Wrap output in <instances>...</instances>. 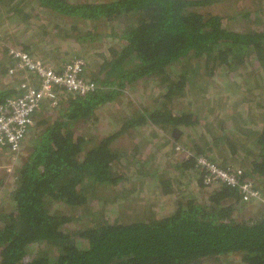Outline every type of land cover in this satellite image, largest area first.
Wrapping results in <instances>:
<instances>
[{
    "label": "trees",
    "instance_id": "trees-1",
    "mask_svg": "<svg viewBox=\"0 0 264 264\" xmlns=\"http://www.w3.org/2000/svg\"><path fill=\"white\" fill-rule=\"evenodd\" d=\"M223 1L247 0H30L36 14L24 0H0V106L23 93V79L2 78L26 72L8 46L38 51L6 36L8 24L51 16L124 32L120 47L88 62L82 78L94 91L59 88L58 105L44 101L34 114L13 205L0 206V264H264V7L249 0L237 29L206 11ZM200 66L223 77L196 87ZM140 82L154 84L147 100L157 105L134 98ZM106 107L113 124L100 128ZM147 129L154 141L142 139ZM201 155L243 168L263 199L257 217L245 218L239 189L206 183Z\"/></svg>",
    "mask_w": 264,
    "mask_h": 264
},
{
    "label": "rangeland",
    "instance_id": "rangeland-1",
    "mask_svg": "<svg viewBox=\"0 0 264 264\" xmlns=\"http://www.w3.org/2000/svg\"><path fill=\"white\" fill-rule=\"evenodd\" d=\"M29 1L30 0H26L25 2L24 0V4H26L25 6H27L25 7L26 12L28 13L30 12V14L39 13L40 11L39 6L33 3L28 5L27 3H29ZM81 1H95V0H81ZM255 2L257 3V5L261 4V6L264 7V0H256ZM251 8H253V4L250 3L249 0L245 2L244 1L243 2L223 1V2L217 3L215 6H212L210 9L206 8V11L211 10L212 12L216 14L227 15L229 17L228 19L229 27L243 29L244 23H243V19H241L240 17V12L246 11L247 9H251ZM2 12L4 13V18H5L6 15H5L4 8ZM98 23H99L98 26H96L95 28V24H93L92 21L86 22V20L84 19L77 20V21L70 20V21L65 22L63 21V19L60 20L59 18L56 19L55 17H51V16H44L42 18L33 17L29 19V21L26 23L25 26H21V25L18 26L17 23L8 24V22L6 21V24H8L7 30L8 28L9 30L5 32V35L7 36L10 34L12 36V40H14L15 43L17 44L19 41L26 42V41H32V39L39 40L41 37L38 36V33L41 29H43V32H48V35L45 36L44 39H40L39 41L40 45H36L37 46L36 48L38 49V51L35 52V56H38L36 54H39L42 52V56L44 57V59L48 60L50 64L56 65L55 66L56 69L60 70L63 62L66 63L72 58L78 57V56L80 57L82 56L86 58V60H90L93 64H95L97 61L99 62L106 56L110 55L111 52L109 51V47L114 46L118 48L123 44V40L121 36L124 35V32H122V30L120 29L121 25L118 26V29L115 32L114 28L113 30H111V27H110L111 24L107 25L103 22L101 23L98 22ZM55 25H57L58 27L56 29H53ZM51 32L53 33L51 34ZM1 48L2 47L0 46V55L2 54ZM195 66H196V63L194 64V67ZM201 68H196L197 70H201L200 73L198 72L195 75L196 77L193 81L196 87L201 85L204 88L206 87V84H208V82H211L212 80H216V79L218 80L219 78L223 77V75H220L218 73L215 76L212 75L214 77L212 78L210 75H208L209 74L208 70H204L203 68L202 69ZM16 72L17 73H14V75H11L9 72L5 78L3 77L2 78L3 84L7 85L10 83L13 86H18L19 81L22 79H23L22 83L32 82L30 75L26 74V72H23V73H20V71H16ZM237 78L239 81H242V78L240 77H237ZM144 85L145 84L143 82H140L139 84H137V88H135L134 98L138 100L137 102H139V104L146 102L147 106H149L150 104L157 105V100H155L154 98L153 100L151 99L147 100V98H152V96H154L155 93H157L156 89L154 88V84L153 83L148 84L145 90L143 89ZM217 91H214V92H217ZM141 93L146 94L144 95L143 100H140ZM122 101L126 102L127 100L126 98H124ZM183 101L185 103L192 102L190 97H186L185 99H183ZM109 110H111L110 107L109 108L106 107L102 109L101 120L103 123L100 125V128H105L107 127V125H109V128H111V124H113V121L111 119V115L109 114ZM149 129L145 130L143 132L144 133L143 136L141 137L142 139H145L147 141H154L155 138L152 136L153 132ZM230 130L231 128L228 127L227 132H229ZM96 131L98 130L96 129ZM31 136L32 135L30 131L26 139L23 142L22 152L24 149V145L28 143V140ZM150 153H155V148H152V150H150ZM181 156L182 155L178 157H181ZM215 156L218 157L219 154H215ZM7 162H8V155L0 153V167L5 165ZM20 163L21 161L19 162V164ZM236 165L237 163H235L231 168L235 167ZM13 174L9 176L2 168H0V181L1 179H4V178L6 179V184H4L3 186L0 185V206L2 208L13 205V202L10 197L11 190L13 189V186L15 184ZM149 187L154 188V185H149ZM145 189H147V187ZM150 192L151 191H149V193ZM262 204H263L262 198L259 200L249 202V207H247V213H245L244 215L245 218L246 217L249 218L253 216L257 217V215L260 213V208ZM238 259L239 258L236 257L237 263H238ZM208 264H211V263H208ZM216 264H227V263L224 260H221V263H216ZM231 264H236V262H232Z\"/></svg>",
    "mask_w": 264,
    "mask_h": 264
},
{
    "label": "built area",
    "instance_id": "built-area-1",
    "mask_svg": "<svg viewBox=\"0 0 264 264\" xmlns=\"http://www.w3.org/2000/svg\"><path fill=\"white\" fill-rule=\"evenodd\" d=\"M8 48L9 55L16 60L17 67L34 75L37 81L36 84L22 83V95L8 99L0 106V153L8 155V162L0 168L11 176L20 161L23 142L30 132L33 116L42 103L50 101L52 107L58 105L61 99L59 88H64L68 94H84L94 91L97 84L82 78L88 65V61L82 56L72 58L64 64L62 70H58L54 65L17 46ZM177 148L181 149V146L178 144ZM196 159L205 171L207 184H224L237 188L244 202L261 199V193L254 181L243 179V168H223L203 155L197 156Z\"/></svg>",
    "mask_w": 264,
    "mask_h": 264
},
{
    "label": "crops",
    "instance_id": "crops-1",
    "mask_svg": "<svg viewBox=\"0 0 264 264\" xmlns=\"http://www.w3.org/2000/svg\"><path fill=\"white\" fill-rule=\"evenodd\" d=\"M30 42H34V44L36 43V45H40V42H39V40H37V39H32V41H30ZM17 47H18V46H17ZM0 57H2V54L0 55ZM36 57H38V56H36ZM38 58H40V59L46 61L47 63H50V62H48V60L42 58V56H39ZM87 61L89 62L90 60H87ZM62 64H63V66H64L65 62H63Z\"/></svg>",
    "mask_w": 264,
    "mask_h": 264
}]
</instances>
